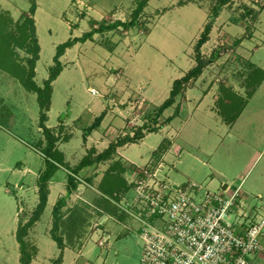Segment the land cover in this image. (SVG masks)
I'll list each match as a JSON object with an SVG mask.
<instances>
[{
    "label": "rangeland",
    "instance_id": "1",
    "mask_svg": "<svg viewBox=\"0 0 264 264\" xmlns=\"http://www.w3.org/2000/svg\"><path fill=\"white\" fill-rule=\"evenodd\" d=\"M263 75L264 0H0V264H23L18 233L29 264H142L144 168L214 190L242 181L253 217Z\"/></svg>",
    "mask_w": 264,
    "mask_h": 264
},
{
    "label": "built area",
    "instance_id": "2",
    "mask_svg": "<svg viewBox=\"0 0 264 264\" xmlns=\"http://www.w3.org/2000/svg\"><path fill=\"white\" fill-rule=\"evenodd\" d=\"M158 170L137 173L135 191L145 213L142 264H253L264 253V207L253 217L243 213L240 185H178L164 181Z\"/></svg>",
    "mask_w": 264,
    "mask_h": 264
},
{
    "label": "trees",
    "instance_id": "3",
    "mask_svg": "<svg viewBox=\"0 0 264 264\" xmlns=\"http://www.w3.org/2000/svg\"><path fill=\"white\" fill-rule=\"evenodd\" d=\"M219 9H220V6H217L215 8V11H214V14H218L219 12ZM34 10V6H33V9H32V12ZM29 22H31V20H29ZM115 23H121L120 21H116ZM124 24V23H122ZM113 25H117V24H113ZM204 43V39L202 37V39L199 40V42L197 43L198 46L202 45ZM70 45V42H64L62 44H59L57 46V53L59 55H61L63 53V50L68 47ZM198 48V47H197ZM59 57V56H58ZM58 58H56L57 60ZM202 67L200 65V62H198L191 70H189V72L187 74H185L183 77L184 78H179V79H175L173 81V85H172V89L170 91V97L169 99H167L165 101V107H168L172 101H173V98L178 94V85L180 84V82H182V79H188L189 76H192V77H196L200 74V71H201ZM181 79V80H180ZM97 125H95L94 127H96ZM93 126L90 127V130H92L94 128ZM45 129H47L45 127ZM139 137H142V136H139ZM49 152V150H48ZM47 152V153H48ZM51 155L48 156L47 160H45V164H46V167L45 169L42 171L41 175L39 176V181L42 183V182H47L50 177L52 176V174L58 169L57 165L55 166V164H53V162H51L49 160ZM87 163L85 160H81V163L76 167V169H81L83 166H85ZM69 182L72 183V178L69 177ZM40 203V202H39ZM43 205L40 204V207ZM43 208V207H42ZM17 237H18V240L20 242V246H21V256H22V259L24 260L23 264H29L30 262V256L27 255L25 253V248H24V244H23V241L21 239V237L19 236V233L17 234ZM53 239L56 241L57 245L61 246V240L59 237L57 236H53Z\"/></svg>",
    "mask_w": 264,
    "mask_h": 264
},
{
    "label": "crops",
    "instance_id": "4",
    "mask_svg": "<svg viewBox=\"0 0 264 264\" xmlns=\"http://www.w3.org/2000/svg\"><path fill=\"white\" fill-rule=\"evenodd\" d=\"M264 76V75H263ZM263 80V79H262ZM258 87V86H257ZM206 98V97H205ZM204 98V99H205ZM189 103V102H188ZM238 117V116H237ZM145 137L143 136V137H141V138H139L137 141H142L143 142V139H144ZM163 139V136H162V138L160 139V141L158 142V144L156 145V146H154V147H152V149H151V153H150V155L148 156V157H151L153 154H154V152H155V150L159 147V145L161 144V140ZM132 143H134V142H132ZM120 147V146H119ZM119 148L117 149V152H119ZM166 154H168V153H165L164 155H165V157H166ZM147 157V158H148ZM131 160V159H130ZM135 165H139V166H142L144 163H141V164H139V163H137V162H135V161H133V160H131ZM163 165V164H162ZM241 183H242V181L240 182V186H241ZM224 185H226V183L224 184ZM223 185V186H224ZM242 193V195H243V201H245V200H247L246 198L247 197H249L250 196V194H248V193H246V192H244L243 193V191L241 192ZM255 199H259L258 201H260V200H262L261 198H262V195L261 194H258V195H256V197H254ZM262 204H263V202H261ZM259 207L260 208H263L264 207V205H259Z\"/></svg>",
    "mask_w": 264,
    "mask_h": 264
},
{
    "label": "bare ground",
    "instance_id": "5",
    "mask_svg": "<svg viewBox=\"0 0 264 264\" xmlns=\"http://www.w3.org/2000/svg\"><path fill=\"white\" fill-rule=\"evenodd\" d=\"M190 95H191V97H194L195 96V93H193V94L191 93Z\"/></svg>",
    "mask_w": 264,
    "mask_h": 264
}]
</instances>
